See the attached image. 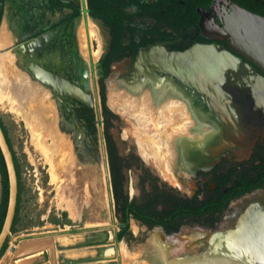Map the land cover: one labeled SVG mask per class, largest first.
I'll return each mask as SVG.
<instances>
[{
  "label": "rangeland",
  "instance_id": "rangeland-1",
  "mask_svg": "<svg viewBox=\"0 0 264 264\" xmlns=\"http://www.w3.org/2000/svg\"><path fill=\"white\" fill-rule=\"evenodd\" d=\"M29 2L31 0H27L26 12L31 9ZM15 11L18 13L17 10ZM86 19L81 16L79 20H76L74 32L71 29L57 31L49 39V43L28 39L0 51V122L13 153L19 176L17 215L13 232L8 237L5 250L0 256V264H25L24 261L14 262L15 256L9 249L14 248L20 239L34 235L52 236L54 248L48 256L41 255L35 259L36 262L28 264H211V262L214 264L217 258L214 253L218 245L224 246V243L229 241H235L237 244L250 241L255 233L264 228V188L232 201L222 214L220 221L211 229L184 226L175 234H164L159 228L146 230L130 220L128 228L130 235H125L117 243L116 258L109 263L99 260V249L94 246L98 233L95 234L92 230L108 227L110 224L118 225V221L114 217L108 192L105 152L101 140V124L98 119L99 100L97 86L94 84L100 77L97 63L104 51L106 34L96 21L99 32V54L94 59L91 55L98 50V46L95 38L89 36ZM40 44L45 47L39 48ZM151 48L153 47L139 53ZM139 53L133 60L123 59L112 64L109 75L103 81L105 106L113 114L109 127L111 138L122 158L127 159L134 156L135 160L133 159L132 162H140L160 182L175 188L180 196L191 197L195 190L194 174L195 171L200 170V167L194 168L186 175L182 171L175 172L177 173L175 178H171L157 165H163L157 156L149 151L146 153V159L143 154L141 155L146 161L140 156V140L147 141L148 138L145 139V137L149 136L144 133L143 128H152L151 115L153 112H162L164 104L175 101H178L177 105L180 107L183 106V109L177 111L184 112V117L176 124L171 121L172 125L165 127L166 135L172 134L176 131L175 128L181 125L190 127L189 130L192 133L197 128H202L207 135H212L216 131L217 145L221 144V148L217 151L215 162L223 157L234 160L245 159L257 133L264 136V131L250 127L251 130L247 132L242 112L225 111V107H228L225 104L231 102L229 99L232 95L226 87L223 88L224 95L216 94V92L210 94L209 101L206 102L207 106L205 101L203 105L197 101H193L194 104L190 97L188 99L184 96H178L174 100L173 98L166 100V97L161 96L155 103L152 98L154 93L147 88H145L147 94H142L140 97L134 93L129 94L124 84L132 78ZM36 67L52 75L64 72L74 82L72 84L83 91L87 96L84 104L93 111L89 121L87 115L72 102L73 97L58 95L50 85L44 83L45 81L35 73ZM72 68L74 72L71 71ZM16 82L21 83L20 86L26 85L30 88L35 86L37 94L39 91L38 95H41L36 99L39 105H43V108L55 105L67 118L75 136L80 139L81 147L87 154L89 166L95 172V180L98 183L95 201L90 199L92 198L91 191H89L91 189L85 182L79 183L77 190L72 194H69L67 187L64 188L62 185L58 187L51 182L48 166L34 149L30 133L24 122L14 113L24 112L25 107H28V104L25 105L21 99L17 100V96L20 95L18 94L20 86ZM194 87L198 91L197 97H200V93L202 95L205 93L202 92L201 86L196 84ZM108 92L119 93L118 95L123 100L134 101L133 111L130 113L112 111L107 105ZM139 112L145 118L144 123L139 124L135 121ZM143 135L146 136L143 137ZM148 158H153L157 164ZM129 164H131L130 161ZM124 178L123 189L128 198L136 196L138 194L137 171L133 168L125 170Z\"/></svg>",
  "mask_w": 264,
  "mask_h": 264
},
{
  "label": "trees",
  "instance_id": "trees-1",
  "mask_svg": "<svg viewBox=\"0 0 264 264\" xmlns=\"http://www.w3.org/2000/svg\"><path fill=\"white\" fill-rule=\"evenodd\" d=\"M85 1L88 17L100 20L103 26L108 28L111 39L107 54L100 59V63L103 64L101 69L103 77L108 73L110 62L117 61L125 56L133 57L135 48L146 45H133L131 41L129 44L133 45V49L130 51L129 46L121 45V38L131 33V28L128 26L131 18L134 13H139L142 9L139 8L138 0ZM166 1L169 0H159L155 5V10H164ZM183 1L186 3L190 1L193 7L197 6L199 8H205L211 2V0ZM232 1L251 13L264 16V6L254 0ZM2 2L3 0H0V19ZM172 2L173 0L169 1V3ZM46 3V8L51 11H59L61 8H69L71 6V4L62 3L59 0H47ZM74 9L75 13L73 16L78 17L80 10L83 11L85 9L83 1L81 0V5L76 3ZM127 51L129 52L127 53ZM99 93L102 104L104 99L101 83H99ZM104 113L109 115L107 110ZM109 127L110 124L106 121L102 137L107 165L108 192L112 202L114 217L118 221V230L115 232L117 241L129 234L130 220L139 226H143L146 230L159 228L164 234H175L184 226H200L211 229L220 221L222 214L232 201L264 188V140L257 141L254 144L247 160L241 162L222 160L209 172L198 173L197 191L194 196L181 197L174 188L160 182L140 162H132L134 156H130L127 159L118 157L116 147L109 134ZM0 129L12 155L17 184L16 203L10 227L11 234L17 215L19 176L15 159L1 122ZM129 161L131 164H129ZM130 168L137 171L136 186L138 194L132 198H128L123 189L125 182L124 171ZM208 184H212V188L206 192ZM6 198L7 182L0 155V227L5 212ZM7 240L8 237L0 248V256L5 250Z\"/></svg>",
  "mask_w": 264,
  "mask_h": 264
},
{
  "label": "flooded vegetation",
  "instance_id": "flooded-vegetation-1",
  "mask_svg": "<svg viewBox=\"0 0 264 264\" xmlns=\"http://www.w3.org/2000/svg\"><path fill=\"white\" fill-rule=\"evenodd\" d=\"M4 1L5 0H3L2 2V10H3ZM22 1H23L22 3L23 6H21L22 10L24 11V14H27L28 13L26 12L27 7H28L26 4L27 0H22ZM46 1L47 0H41L42 5L39 6L40 4L37 5V2L35 0H31V2H29L31 3L29 6L31 10H35L36 15L32 18L22 17V19L21 18L17 19L20 33H21V35L19 36V42H25L28 39L29 40L36 39L37 41L42 40L44 42L49 43L50 42L49 39L57 31H60L61 29L65 31L71 29L74 32L76 20H79L81 16H84L85 18H89L86 13V1L85 0H82L83 6L85 9L83 11L80 10V14L78 17L73 16L75 13L74 8H75L76 3L81 5V0L80 1L78 0H59L62 3L71 4L69 8L68 7L61 8L59 11L48 10V8H46V4H47ZM169 1H166V5L164 6L166 8L164 10L163 9L155 10V5L159 2V0H138L139 6H140L139 8H141L142 11L139 13H134L133 17L130 20V23L128 24V26L131 28V33L126 34L121 38V45L129 46V51L133 49L134 44L135 45L146 44V45L135 48L133 57L125 56L117 61L110 62V64L108 65V73L103 77H102V71H101V69L103 68L102 66L103 64L100 63V59L107 54L111 39L109 36L108 28L103 26L100 20L89 18L91 20H94V22L97 21L99 26L104 29L105 34H106V42H105L104 51L97 63V68L99 70L100 77L98 81L94 83L97 86V98L99 100L98 119L100 120V124H101V140H102L103 149H104V140H103L102 134L104 132L105 122L107 121L110 124L111 117L113 116V114L105 106V94H104L105 88H104L103 81L109 75L110 66L112 64L120 62L123 59L133 60L138 55V53L142 50L153 47L147 51L139 53V58L137 59L135 63L133 73H132V78L130 80L137 77V76L135 77V75L137 74L139 67H144L147 69L152 68L154 70H158V72H155L154 74L155 76L151 78L156 84H160V82H162L164 79L172 81L180 85L185 92H188L189 95H191L192 102L197 101L203 105L205 101V105L206 106L208 105L206 102L209 101V98L207 97V99H204L201 93H200V97L199 96L197 97V95H195L192 92V90L187 86V83H186L187 79L186 77H182L183 74H181V71H180L181 75L178 76L174 68L172 69L171 66L173 65V62L171 59L174 58L176 55H167L166 52H169V53L183 52L197 45H218L223 50H226L229 52L225 42L210 40L205 37L209 28H211L213 25L219 24L218 19L213 14V10L211 7L213 0H211L210 4L205 8H199L197 6L193 7L190 1L189 3H186L183 0H173L172 3H169ZM254 1L264 6V0L263 1L254 0ZM127 11H130V10H127ZM21 20H22V23H20ZM131 41L133 45L129 44ZM44 47H45L44 45L40 44L39 48L42 49ZM129 51H127V53ZM241 61L242 63H246L243 59H241ZM36 68L38 70V67ZM38 71L54 76L60 79L63 83H65L66 85L70 87L73 86L71 88L75 89L73 90L76 92L77 95L71 96L74 98L72 102L78 105L80 110H82V112H84L87 115V120L89 121L90 116L92 117L93 111L91 110L90 107L84 104L87 96L84 95L83 91H81L79 87H75L72 84L74 82L66 74H64V72H58L56 75H52L43 70H38ZM71 71L74 72L73 68L71 69ZM67 74L69 73L67 72ZM141 81L142 80H139L135 84ZM99 83L102 84V88H103L104 101L102 104L100 102ZM63 95L70 96L67 94H63ZM225 105L228 106V107H225L226 108L225 111L242 112L243 122L245 124L244 127L248 129L246 130L247 132L251 130L250 127L257 128V129L260 128V130L264 131V118L256 117L255 112H247L245 110V105L242 100H239V101L232 100L231 102L229 101ZM106 110L107 112H109V115H107V113H104ZM70 128L74 135L71 125H70ZM200 129L201 128H197L196 132L200 133ZM215 134H216V131L215 133L212 134L213 136L209 134L207 136H204L205 138H203L200 141L198 139H193V137L190 138L191 139L190 141H186V142L179 141L176 144V149H175L176 154L174 153L175 157L173 160L172 168L170 170H166L163 165L157 164L153 158H148V160L152 159L158 166H160L162 170H164L165 174L169 175L171 178H175V175L179 171H182L183 174L186 175L189 173V171H192L194 168L200 167V170L195 171L194 178H193L195 190L192 196H194L195 192L197 191L196 184L198 180L197 179L198 173L209 172L210 170L214 168L215 165H217L222 160L229 161V162H241V161L247 160L249 158V155L252 151L254 144L257 141L264 140V136H260L259 134L261 133H257L251 145L248 156L243 160H234V159L223 157L215 162L217 151H219L221 148V144L217 145V139L215 137L216 136ZM73 140L75 143H78V144L80 143L75 135L73 137ZM79 147H80L79 148L80 162L81 163H86V161L88 162L87 154L84 152L81 145ZM116 151H117V148H116ZM104 152H105V149H104ZM117 155L121 159H124L118 154V151H117ZM105 161H106V156H105ZM106 168H107V165H106ZM175 172L177 173L175 174ZM80 183L82 184V182ZM211 188H212V184H208L206 188V192L210 190Z\"/></svg>",
  "mask_w": 264,
  "mask_h": 264
},
{
  "label": "bare ground",
  "instance_id": "bare-ground-1",
  "mask_svg": "<svg viewBox=\"0 0 264 264\" xmlns=\"http://www.w3.org/2000/svg\"><path fill=\"white\" fill-rule=\"evenodd\" d=\"M86 20H87L86 26L89 31V36L91 35V37L95 38L97 46H98L97 48L98 50H96V52H94V54L91 55L95 59L99 54L98 27L93 20L89 18H87ZM6 31H8L7 23H6V20L3 19L1 28H0V36L2 34H5ZM0 41H2V39ZM3 45L4 44L2 43V47ZM202 50L206 51V49H202ZM202 50L193 49L184 55H180L178 57L175 56L174 58L171 59L173 62V65L171 66L172 69L174 68L178 76L183 74L182 77H186L187 86L192 90V92L195 95H197V92H198L197 89H195L194 87V85L196 84L195 83L196 81L195 82L190 81L189 79L190 75L188 76L187 73L191 71L192 73L196 74V72H198V70L202 68H204V70H207L208 65H209L208 63H218L226 59L224 58L223 55L219 54V52L215 51L213 48H211L206 53H203ZM37 71L35 72V69H34L35 73H37ZM180 71H181V74H180ZM155 72H158V70H154L152 68L147 69L144 67H139L138 72L135 75V77L136 76L137 77L133 78L132 80L125 81L124 85L126 89L128 90L129 94L134 93L135 95H138L137 97H140L142 96V94H145V93L147 94V92L145 91V88H147V89H150L152 93H154L153 97L152 95L151 97L154 98L153 100L155 103H156V100L161 96L166 97L167 98L166 100H170L172 98L174 100V98L178 96H184L185 98H188V99L190 97V100H192L191 95H189L188 92H185L180 85L172 81L164 79L162 82H160V84H156L151 79L152 77L155 76L154 75ZM38 73L37 74L40 76V78L43 81H45L44 83H47L48 85H50L52 89L58 95H63V94H67L70 96L77 95L76 92L74 91L75 89L71 88L73 86L70 87L66 85L65 83H63L60 79L54 76L48 75L44 72L38 71ZM139 80H142V81L135 84ZM16 83L18 84V82ZM20 84L21 83H19L18 85L20 86ZM19 86L17 87L19 88ZM34 87L30 88L26 85L20 86L19 88L20 91L19 92L17 91L18 94H20L17 96L18 97L17 100L20 101L21 99V101H24L25 105L28 104V107H25L24 112H17L16 110H14L16 111L14 113L17 114L22 119V122H24L26 128L28 129L30 133L31 143L34 149L39 153V155L42 158V161L48 166L51 182L56 184V186L58 187L60 185L64 186V188L67 187V190L70 191L69 194H72L77 190V186L80 182H82V184L85 182V184L89 187V189H91L89 190L91 191V195H92V198L90 199L92 201H95V197H96L95 192L97 190V184H98L97 181L95 180V172L91 169L87 161L86 163L80 162L79 160L80 143L78 144L74 142L73 137L75 134L73 135L71 128H70V124L67 121V118L65 117L63 112H60L58 107L55 105L54 106L50 105L51 107L49 108H46V107L43 108L42 107L43 105L42 106L39 105V102L36 99L38 96H41V95H38L39 91L37 94V91L36 89H34ZM118 94L119 93L108 92L107 105L110 107V109H112L115 112H127V113L132 112L133 109L135 108V106H133L134 101H130L129 99L128 101L127 99L123 100L122 97L119 96ZM208 96H210L209 92L203 93L204 99H207ZM177 102L176 101L171 102L170 104H167V105L164 104V107H162L163 110L161 109L162 112L155 111L152 113L151 115L152 128H148V129L146 127L143 128L144 133L149 134L150 137L149 136L145 137L147 134L143 135V137H145V139L148 138V140L146 141V140L141 139L140 144H139V152L141 153L140 155L143 154L144 158L146 159V155H147L146 153H148L149 151L154 156L158 157L161 163L165 166L166 170H170L172 168L173 160L176 154L175 153L176 144L179 141H184V142L190 141L191 137H193V139H198L200 141L203 138H205L204 136H207V134L204 133V130L202 128L200 129V133L196 132V129L194 130L195 132L192 133L189 130L190 127L189 128L186 127L187 125L186 126L181 125L180 127L175 128L176 131H174L170 135H166L164 133L166 126H169L170 124L172 125L173 122L175 124L177 122L179 123L180 120H182V118L185 115L184 112L177 111V110L183 109L182 108L183 106L181 105L182 107H180L179 105H177ZM19 108L22 109L20 106ZM141 109H143V107H141ZM140 113L141 112H139V114L136 116V120H135L136 123L138 122L139 124L140 122L144 123V120H145L144 116L141 115ZM141 134L143 133L141 132ZM76 137L80 142L79 137L78 136ZM253 231L255 232V229H253ZM214 255L217 256L216 262L214 264H264V230L262 233H259V234L255 233L253 239L250 241H245V242L242 241V243L240 244H237L235 241L234 242L229 241V242L224 243V246L218 245L217 251L214 253ZM212 263L213 262H211V264Z\"/></svg>",
  "mask_w": 264,
  "mask_h": 264
},
{
  "label": "water",
  "instance_id": "water-1",
  "mask_svg": "<svg viewBox=\"0 0 264 264\" xmlns=\"http://www.w3.org/2000/svg\"><path fill=\"white\" fill-rule=\"evenodd\" d=\"M211 7L219 24L209 28L205 37L210 40L225 42L229 52L218 45H197L183 52H166V54L178 57L193 49H206V51L202 50L203 53H206L213 48L226 59L218 63H208L210 66L208 65L207 70L202 68L196 74L190 71L187 73L188 76L190 75V81H196L195 83L201 86L204 92H209L210 94L216 92V94L219 93L220 95H224L223 88L225 87L231 88L236 83L237 85L235 86L239 88L246 83L251 86L252 82L257 86L258 90L256 91L264 95V17L239 7L232 0H213ZM240 58L246 63H242ZM231 81H234V83H230ZM0 155L7 182L6 207L0 227L1 248L5 239L10 236L17 194L12 155L1 129ZM115 227V224H110L107 227V244L113 242V233L110 229ZM263 230L264 228L258 231L257 234L262 233ZM114 255L112 247L106 249L103 253L104 259H112Z\"/></svg>",
  "mask_w": 264,
  "mask_h": 264
},
{
  "label": "crops",
  "instance_id": "crops-1",
  "mask_svg": "<svg viewBox=\"0 0 264 264\" xmlns=\"http://www.w3.org/2000/svg\"><path fill=\"white\" fill-rule=\"evenodd\" d=\"M37 5L41 6V0H35ZM22 0H5L2 10V15L0 19V25L5 18L7 23V30L5 34L0 36V51L4 50L5 48L14 46L17 42H19V36L21 35L18 21L19 18H32L36 15L35 10L27 11V14H24L22 11ZM31 4V3H30ZM13 5V6H11ZM32 6V5H31ZM18 11L16 13L15 10ZM14 10V13H13ZM20 10V11H19ZM17 22V23H16ZM3 37V38H1ZM5 42V43H4ZM2 43L3 45L2 47ZM237 85V83L235 84ZM233 86L228 88L227 91L229 92L230 98L229 100L239 101L242 100L245 105V110L247 112H255L256 117L264 118V95L259 94L256 90L257 86L255 83L251 82L250 84L246 83L242 87ZM252 115V113H251ZM116 225V224H115ZM108 230L107 227H102L97 230H92L95 234H97L96 241L94 242V246L98 247L99 249V260L101 262L109 263L114 258H116V245L119 241L115 239V232L118 230V225L115 228L110 229L113 233V242L110 244L106 243V231ZM112 247L114 249V258L112 259H104L103 253L106 249ZM54 248V240L52 236L47 235H34L32 237L20 239L14 248H10V252L14 254L15 260L14 262H23L28 264L29 262L33 263L36 262L35 259L40 257L41 255H47L52 252ZM111 264V263H110Z\"/></svg>",
  "mask_w": 264,
  "mask_h": 264
}]
</instances>
